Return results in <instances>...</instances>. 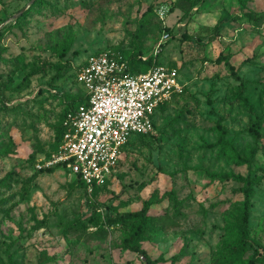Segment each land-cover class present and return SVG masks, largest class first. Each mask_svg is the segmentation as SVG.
I'll return each instance as SVG.
<instances>
[{"label":"rangeland","instance_id":"obj_1","mask_svg":"<svg viewBox=\"0 0 264 264\" xmlns=\"http://www.w3.org/2000/svg\"><path fill=\"white\" fill-rule=\"evenodd\" d=\"M47 1L20 18L33 0H0V178L13 172L0 187V264H37L45 254L54 256L47 264H144L120 246L128 224H108L106 214L138 210L168 191L179 212L171 196L151 203L158 221L141 242L151 258H162L156 264H246L251 251L231 255L229 231L242 185L211 180L212 172L256 180L249 239L261 246L255 264H264V118L259 139L249 131L264 110V20L244 15H264V0L246 7L195 0L187 12L180 0ZM114 49L176 68L185 91L160 111L153 133L124 146L117 170L88 194L64 168L35 164L51 147L65 101L81 92L72 80L77 65ZM228 64L248 82L252 112L231 99L239 82ZM218 140L243 156L252 152L250 165L219 155Z\"/></svg>","mask_w":264,"mask_h":264},{"label":"built area","instance_id":"obj_2","mask_svg":"<svg viewBox=\"0 0 264 264\" xmlns=\"http://www.w3.org/2000/svg\"><path fill=\"white\" fill-rule=\"evenodd\" d=\"M74 74L84 101L65 114L60 142L35 167L61 166L78 176L91 194L117 170L131 137L154 132L156 108L181 94L184 84L170 66L131 73L125 58L111 50L87 55Z\"/></svg>","mask_w":264,"mask_h":264},{"label":"trees","instance_id":"obj_3","mask_svg":"<svg viewBox=\"0 0 264 264\" xmlns=\"http://www.w3.org/2000/svg\"><path fill=\"white\" fill-rule=\"evenodd\" d=\"M241 4V7H246L248 2L250 0H238ZM48 4L47 0H33L31 5L22 12L20 18L25 16L34 6L41 5V4ZM195 0H180V3H178V7L187 12L194 6ZM244 15L247 16L249 20H251L253 23L258 24L260 21L264 20V15L257 14L255 11L249 10L244 12ZM219 25L216 24L211 31L214 33L218 32ZM168 34V32H166ZM2 33L0 32V36ZM1 50L0 49V56H1ZM115 53H118L123 56L121 50H113ZM99 52V51H98ZM96 53V52H95ZM124 57V56H123ZM127 64L128 69L131 73H137L139 71H145L149 67L158 65L159 62L156 61L152 57H147L145 59H141V56H137L136 54L132 56L124 57ZM225 60L227 61V58L225 57ZM228 62V61H227ZM228 69L230 70L231 74L238 80V85L236 86V89L234 90L233 94L231 95V99L234 102H237L240 106L246 108L248 111H253V104L250 102L247 95L244 94L245 87L247 85V81L243 80L241 77L237 75V72L233 65L228 64ZM39 71V68H36L32 70L31 72H28L24 78H30L34 75H36ZM61 71V69H59ZM72 80L79 86L81 89V92L77 96L69 97L65 101V105L63 108V112L61 115V118L58 122L57 128H56V134L55 138L53 139V142L51 144V147L48 148V150L41 155V157L48 156L52 151H54L60 142L61 135L63 132V119L65 117V114L70 111L74 110L80 103L84 101V94L82 87L76 82L75 74L73 72L72 74ZM185 91V88H183V92ZM182 92V93H183ZM180 95V94H179ZM178 96V95H175ZM173 96L172 99L175 97ZM171 101V100H170ZM164 102L161 105H159L154 113V119L153 123L155 126V121L157 119V116L159 115L160 111L165 108V106L170 102ZM264 118V110L261 113V116L256 119L254 126L249 129L250 133L255 137V139H259L261 137V133L259 130L260 122ZM216 127L219 130L220 134L223 135L225 132L224 127L221 125L219 120L216 122ZM149 135V134H146ZM144 134L136 135L134 137H131L128 141L134 140L136 138H143L146 136ZM126 143V144H127ZM125 144V145H126ZM218 154L219 155H227L230 160L237 163H246L248 166L250 165L253 153L249 152L245 156L240 154L237 150L234 149V147L231 145L230 142L227 140H218ZM124 148V147H123ZM61 167V166H55L52 168L47 169H40L38 171H46L51 172L53 169ZM62 168V167H61ZM67 170V169H65ZM68 171V170H67ZM69 172V171H68ZM13 175V172H8L5 176L0 178V187H8V182L11 176ZM209 178L211 180L218 179V180H227L229 178H235L241 183V191L243 193V198L239 202L238 205H236L233 209V212L231 213V216L233 217L230 225H229V231L232 236V250L231 255H233V251L237 253H243L245 250L251 251L249 256L246 259V264H255L257 260L260 259L262 251L260 244L252 242L249 239V230H250V213H251V197L253 193V187L256 182V180L250 176H242L239 174H234L232 172H212L208 174ZM74 181L79 185L82 190L85 191L84 184L82 180L78 176H73ZM106 184V183H105ZM104 184V185H105ZM102 185V186H104ZM101 186V187H102ZM100 188V187H98ZM98 188H94L93 192H95ZM166 196H171L174 199L173 207L175 209V212L178 213V203L174 198V195L171 191L164 192V194L161 195L160 198H154V199H148L143 202V205L138 210L134 211H126L119 215H113L110 213L106 214V222L108 224H115V223H126L128 224L127 229L125 230V233L123 234L120 246L124 249H128L130 251L136 252L144 257V264H156L162 261L161 257L151 258L144 248L141 245L142 240L145 238L147 233L153 231L156 227L155 223H157L158 218L154 216L153 214L148 213V209L151 203L153 202H160L162 198ZM54 259V256L45 254L44 256L38 258L37 264H47L48 262L52 261ZM15 264V263H13Z\"/></svg>","mask_w":264,"mask_h":264}]
</instances>
